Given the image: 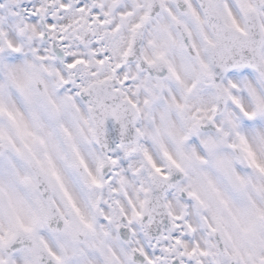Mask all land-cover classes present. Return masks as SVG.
<instances>
[{
	"label": "snow or ice",
	"instance_id": "6c2138e0",
	"mask_svg": "<svg viewBox=\"0 0 264 264\" xmlns=\"http://www.w3.org/2000/svg\"><path fill=\"white\" fill-rule=\"evenodd\" d=\"M0 264H264V0H0Z\"/></svg>",
	"mask_w": 264,
	"mask_h": 264
}]
</instances>
